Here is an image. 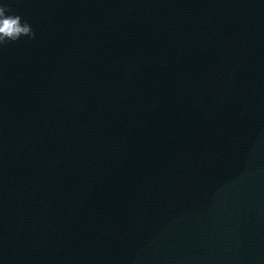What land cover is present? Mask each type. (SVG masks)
<instances>
[{"label": "clouds", "instance_id": "obj_1", "mask_svg": "<svg viewBox=\"0 0 264 264\" xmlns=\"http://www.w3.org/2000/svg\"><path fill=\"white\" fill-rule=\"evenodd\" d=\"M25 36L29 39L35 37L30 24L22 21L19 15L12 13L6 3L0 4V47Z\"/></svg>", "mask_w": 264, "mask_h": 264}]
</instances>
